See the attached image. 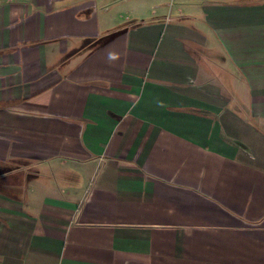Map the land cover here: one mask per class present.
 Returning a JSON list of instances; mask_svg holds the SVG:
<instances>
[{
	"label": "crops",
	"instance_id": "0c3cea01",
	"mask_svg": "<svg viewBox=\"0 0 264 264\" xmlns=\"http://www.w3.org/2000/svg\"><path fill=\"white\" fill-rule=\"evenodd\" d=\"M0 264H264V0H0Z\"/></svg>",
	"mask_w": 264,
	"mask_h": 264
},
{
	"label": "rangeland",
	"instance_id": "374dc122",
	"mask_svg": "<svg viewBox=\"0 0 264 264\" xmlns=\"http://www.w3.org/2000/svg\"><path fill=\"white\" fill-rule=\"evenodd\" d=\"M17 161V160H16ZM16 161H14V162H16ZM37 164V163H36ZM35 164V165H36ZM14 166V165H13ZM45 173H47L46 175H45V177L43 178L44 180H46V182L45 183H48V184H50V185H53V187L54 186H61V185H63L62 184V182H61V180H60V178H58V176H59V173H60V171H59V168H58V170H57V172H54V171H46ZM44 173V174H45ZM21 177L23 178V177H25L26 178V172H24V171H22L21 170ZM27 174H29V178L31 179V180H33L35 183H37L38 181H36L37 179H38V177L40 176V175H43V171L42 170H40V168L38 167V166H30L29 167V172L27 173ZM38 187V186H37ZM37 187H36V189H35V192H36V190H37ZM1 188H3V186H1ZM29 188L30 189H33L34 188V185L31 187V186H29ZM21 187H20V192H21ZM24 190L26 189V188H23ZM11 191H4V190H2V192H4V193H9V194H12V193H16V192H13V190L12 189H10ZM17 190V189H16ZM28 190V189H27ZM26 190V191H27ZM25 191V192H26Z\"/></svg>",
	"mask_w": 264,
	"mask_h": 264
}]
</instances>
